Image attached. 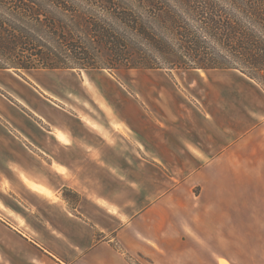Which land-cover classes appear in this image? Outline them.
<instances>
[{
    "label": "crops",
    "instance_id": "crops-1",
    "mask_svg": "<svg viewBox=\"0 0 264 264\" xmlns=\"http://www.w3.org/2000/svg\"><path fill=\"white\" fill-rule=\"evenodd\" d=\"M11 70L25 89L0 87V264H259L261 83L233 68Z\"/></svg>",
    "mask_w": 264,
    "mask_h": 264
},
{
    "label": "trees",
    "instance_id": "trees-1",
    "mask_svg": "<svg viewBox=\"0 0 264 264\" xmlns=\"http://www.w3.org/2000/svg\"><path fill=\"white\" fill-rule=\"evenodd\" d=\"M30 1L34 5L27 0H0V68L20 70L98 67L94 63L71 64L61 59L53 48H47L40 30L34 29L37 24L52 29L57 37H62L68 53L78 52L77 47L71 44L74 39L70 38L71 30L65 34V26L60 24L53 13L46 14L50 11L45 6L51 0ZM185 1L200 17L195 20V24L180 17L175 20L176 27H179L177 33L172 37L161 36L168 46L159 49L162 53H169V58L166 59L172 66L167 67L157 62L158 60L141 57L132 60L129 56L121 60L120 65L127 68H233L264 85V0H195V6L192 3L194 0ZM103 2L114 4L112 0ZM52 3L63 1L52 0ZM63 5L67 7V4ZM2 7H10V10ZM124 19L126 18H121V21L125 22ZM135 29L141 34L147 33L143 27ZM98 36L113 41L109 31L100 30ZM148 37L153 43L160 45L158 39L151 34L148 33ZM123 38H115V42H121ZM171 39H175V43ZM120 53L124 55L122 50ZM14 57V63L4 62V58L11 61ZM105 67L113 68L112 65Z\"/></svg>",
    "mask_w": 264,
    "mask_h": 264
},
{
    "label": "rangeland",
    "instance_id": "rangeland-1",
    "mask_svg": "<svg viewBox=\"0 0 264 264\" xmlns=\"http://www.w3.org/2000/svg\"><path fill=\"white\" fill-rule=\"evenodd\" d=\"M36 1L40 2L42 0ZM61 1L67 4V7H64L63 3H52L51 0V2L47 3L48 5L45 6V8L50 11L46 14L52 15L53 13L60 24L65 26V28H63L65 34H68V30H71L72 36H70V38H74L71 44L77 47L78 52H74L73 54L68 53L66 51L65 40H63L62 37H57V34L52 29L50 30L48 27L44 28V26L42 27L37 24L34 26V29L40 30L44 36V42L47 48H53L61 59H65L71 64L94 63L98 66L95 68L113 73H116L121 68H126L122 67L120 62L127 56L132 60L141 57L151 59L152 61L158 60L157 62L167 67L172 66L168 59H166L169 58V53H162L163 51L159 49H163L164 46L167 48L168 46V43H166L161 36H174L179 28L176 27L175 20H179L180 17L185 18L191 24H195V20H198L200 17L191 6L187 5L188 2L185 0H112L114 4L109 5L103 2L104 0L100 2H98V0ZM220 1L222 2L223 0ZM13 2H15V0H13ZM27 2L33 4L30 0H27ZM192 3L193 6H195L197 1L195 2L194 0ZM2 8L7 11L10 10V7ZM44 17L45 15L42 16V18ZM124 17L126 18L124 19L126 20L125 22L121 21V18ZM134 24H136L135 27ZM138 26L145 28L147 33L141 34L137 31L135 28ZM100 30L109 31L113 36V41L110 42L99 37L98 34H100ZM148 33L158 39L160 45L153 43L150 37H148ZM123 34L125 35L124 38ZM119 37L123 38L121 42H115V38ZM171 40V42L175 43V39ZM32 47L34 46L32 45ZM121 50L124 55H121ZM166 51H168V49H166ZM14 59L15 57L11 58V61H9L8 58H4V62L8 61L9 63H14ZM111 65L113 68L105 67ZM77 69L78 71L81 70V68ZM11 71L22 77H26L25 73H30V71L24 69ZM246 71H248V69H246ZM11 75L15 76L13 73ZM84 75L85 78H90L92 80L86 71H84ZM105 78L107 79L106 76ZM13 79L17 80L16 78ZM85 84L89 86L87 83ZM14 87L25 89L21 83L19 86L15 85ZM192 257L196 258V256ZM209 260L215 263L216 256H209ZM197 261L193 263L190 262L189 264H197ZM256 261L259 264H264V256H259ZM198 263L205 264L202 260H199ZM183 264H188V262H184ZM220 264H231V262L222 260Z\"/></svg>",
    "mask_w": 264,
    "mask_h": 264
},
{
    "label": "bare ground",
    "instance_id": "bare-ground-1",
    "mask_svg": "<svg viewBox=\"0 0 264 264\" xmlns=\"http://www.w3.org/2000/svg\"><path fill=\"white\" fill-rule=\"evenodd\" d=\"M7 84H12V85H16L18 86L19 83L17 82V80L10 78L6 75H0V87L6 88ZM39 85V84H38Z\"/></svg>",
    "mask_w": 264,
    "mask_h": 264
}]
</instances>
